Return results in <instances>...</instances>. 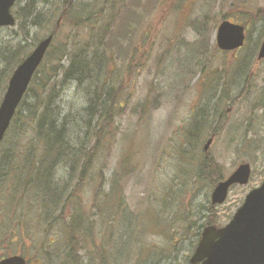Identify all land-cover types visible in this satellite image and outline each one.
<instances>
[{"label":"rangeland","instance_id":"1","mask_svg":"<svg viewBox=\"0 0 264 264\" xmlns=\"http://www.w3.org/2000/svg\"><path fill=\"white\" fill-rule=\"evenodd\" d=\"M63 1L47 3L46 10L53 12L51 25L36 32L35 44L51 33ZM72 6L74 17L97 15L91 29H119L116 53L106 68L119 96L111 131L99 135L97 157L78 186L69 175L79 173L61 168L54 182L63 191L70 188L71 204L64 205L69 214L74 208L92 223L85 250L78 253L80 262L97 264L100 252H107V264H186L194 240L186 227H206L211 205L212 187L194 179L210 135L214 141L207 158L216 160L222 179L241 163L251 168L249 183L231 188L225 203L213 207L216 227L225 226L250 189L264 180V60L256 56L264 35V0H75ZM222 19L246 27L242 49L217 50L214 34ZM82 29L62 26L54 50L83 40L88 31ZM9 35L0 30V48L11 41ZM200 45L210 54H201ZM59 65L66 68L65 59ZM53 67H46L47 73L44 68V76L53 75ZM61 80L59 71L48 87L55 88L65 113L83 110L85 88L59 85ZM223 81L227 90L222 93ZM36 93L31 87L28 99ZM217 99L220 109L213 117L210 110ZM202 112H208L209 122L187 148L192 124ZM33 137L8 133L0 163L6 152H14L18 161L28 154L38 159L41 145L31 142ZM86 142L88 147L94 144L92 139ZM26 181L19 179L20 186L15 180L0 181V234L20 226L29 232L31 245L43 242L47 247L46 264H69L66 221L44 222L33 197L37 190Z\"/></svg>","mask_w":264,"mask_h":264},{"label":"trees","instance_id":"2","mask_svg":"<svg viewBox=\"0 0 264 264\" xmlns=\"http://www.w3.org/2000/svg\"><path fill=\"white\" fill-rule=\"evenodd\" d=\"M47 3L49 0H18L13 8L17 23L16 31L10 28L1 29L10 34L8 38H11V41L3 43L0 48V97L5 91L11 72L36 45L35 40L38 38L36 32H42L51 25L53 12L46 10ZM61 4V11L58 13L60 24L59 26L52 25L50 31L51 34H54L53 42H56L58 31L65 24H70L72 28L73 26L86 28L82 30L88 31L87 36L83 40L76 38L72 47L65 44L56 50H54L52 42L51 50L49 49L47 52L40 65V70L36 72L37 75L33 76L35 80L31 83V87H35L37 93L33 98L28 99L27 94L31 88L29 87L7 131V134L10 133L12 136L15 133H32L34 137L31 142L41 145L38 159L37 157L35 159L32 154H28L24 161H18V156H13L14 152H6L0 163V181L15 180L16 184L20 186L23 182L19 184V179H27L26 186H30L33 192L37 190L33 197L45 215L48 218L58 216L59 220L65 217L67 208L64 205L71 204V198L69 196L70 188L63 191L54 185L55 179L60 178L57 176L59 173L57 170L61 168L66 172L69 171L70 174L79 173L69 175L71 177L74 175L77 180L75 186H78L84 173H90L93 160L97 157L99 135L111 131L119 109L118 90L112 88L110 85L111 75L106 72V68L113 62L114 53H116L114 45L117 43L116 38L119 37V29H116L115 33L110 29V25L105 28L91 29L96 26L97 19L94 23L91 21L92 18L95 19L96 14L86 13V17H83L78 13L74 17L73 6H68V0H64ZM133 4L139 5L138 2ZM262 21L264 22V16ZM199 49L200 53L205 56L210 54L203 45H200ZM64 59L66 68L59 65ZM52 65L54 66L51 70L53 75L44 76V68L47 73L46 67ZM59 71L62 76L59 85L72 83L77 88H85L87 105L83 110H73V114H69L68 110L65 113L59 103V96L56 97L55 88L48 87L51 77H54ZM223 88L227 90L226 87ZM239 99H234V102ZM227 102L233 103L230 100ZM217 105L218 102L214 103L210 110L213 117H216V111L218 112L220 109ZM209 119L208 112H202V117L192 124L193 131L190 136L192 139L187 140V144H193L194 139L198 138L200 134L202 125L208 124ZM91 139L94 144L92 147H88L86 141ZM213 162L215 161L204 158L197 167L196 173L197 180L207 183L210 187L222 179L221 169ZM213 210L212 206L207 208L206 223L208 225H214ZM88 219L89 215L77 214L76 209L72 208V213L66 223L68 239L65 254L69 256V264H81L82 258L78 253L85 250L87 245L85 235L89 234L86 230L92 224ZM203 228L204 226H196L195 231L194 226L186 227V232H189L194 238L190 245L192 251L195 249ZM88 239L92 242V238L88 236ZM107 254V252H100L96 263L107 264ZM186 264H189L188 261Z\"/></svg>","mask_w":264,"mask_h":264},{"label":"water","instance_id":"3","mask_svg":"<svg viewBox=\"0 0 264 264\" xmlns=\"http://www.w3.org/2000/svg\"><path fill=\"white\" fill-rule=\"evenodd\" d=\"M74 0H69L71 4ZM17 0H0V28L13 27L12 8ZM216 32V46L223 51L242 47L244 27L222 21ZM53 36L42 39L32 52L12 72L0 104V144L11 125L15 111L22 101L32 77L39 68ZM264 59V38L258 52ZM212 139L204 145L207 151ZM250 168L239 165L227 181L219 182L210 197L212 205L223 204L232 185H246ZM243 205L235 212L227 226H207L201 233L196 250L189 258L190 264H264V182L245 197ZM0 264H23L21 258H9Z\"/></svg>","mask_w":264,"mask_h":264},{"label":"flooded vegetation","instance_id":"4","mask_svg":"<svg viewBox=\"0 0 264 264\" xmlns=\"http://www.w3.org/2000/svg\"><path fill=\"white\" fill-rule=\"evenodd\" d=\"M264 36V35H263ZM263 38V37H262ZM257 106V102L254 103ZM264 104L261 106L263 107ZM29 232L17 226L16 231L11 230L0 234V263L11 257H20L24 264H46L47 247L40 242L31 245Z\"/></svg>","mask_w":264,"mask_h":264}]
</instances>
